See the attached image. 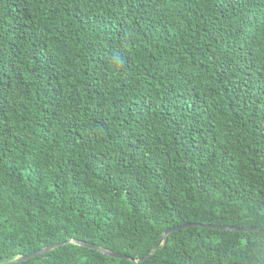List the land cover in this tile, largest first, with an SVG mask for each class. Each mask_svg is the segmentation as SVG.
Here are the masks:
<instances>
[{
  "label": "trees",
  "instance_id": "16d2710c",
  "mask_svg": "<svg viewBox=\"0 0 264 264\" xmlns=\"http://www.w3.org/2000/svg\"><path fill=\"white\" fill-rule=\"evenodd\" d=\"M0 264H264V0H0Z\"/></svg>",
  "mask_w": 264,
  "mask_h": 264
},
{
  "label": "water",
  "instance_id": "95a60500",
  "mask_svg": "<svg viewBox=\"0 0 264 264\" xmlns=\"http://www.w3.org/2000/svg\"><path fill=\"white\" fill-rule=\"evenodd\" d=\"M191 225H186V226H181V227H174V228H170L168 229L164 236L162 237L161 241L158 243V245L155 247L154 250H157L161 245H165L169 239V236L176 232V231H180V230H183V229H187L189 228ZM210 228H213V229H218V230H239V229H235V228H225V227H218V226H208ZM79 245H82V246H85V247H89V248H94L100 252H102L103 254L107 255V256H110V257H114V258H128L132 261H134L132 258L130 257H127L125 255H122V254H119V253H114V252H109V251H106V250H103L101 249L100 247L96 246V245H93V244H88V243H85V242H75ZM65 243H63L62 245H64ZM61 245H54V246H51V247H47V248H44V249H41L37 252H34L30 255H25V256H22V257H19L18 259L15 260L16 263H19V262H24V261H29L31 259H34L36 257H39L40 255H43V254H46L52 250H55L57 248H59Z\"/></svg>",
  "mask_w": 264,
  "mask_h": 264
}]
</instances>
